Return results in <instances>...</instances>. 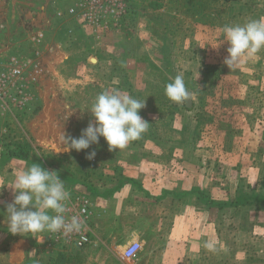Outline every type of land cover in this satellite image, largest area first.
<instances>
[{"label": "rangeland", "instance_id": "rangeland-1", "mask_svg": "<svg viewBox=\"0 0 264 264\" xmlns=\"http://www.w3.org/2000/svg\"><path fill=\"white\" fill-rule=\"evenodd\" d=\"M72 1L0 0L1 57L31 58L29 35L46 32L37 68L27 69L29 105L0 110V264H264V202L211 203L264 182V49L230 69L223 41L225 25L264 17V0H132L124 26L100 40L82 29L65 35L66 17L54 13ZM176 75L189 107L165 95ZM105 89L145 101L147 131L122 149L100 137L56 152L63 133L78 138L95 123L88 108ZM32 162L55 170L65 188L127 187L105 246L57 253L38 244L39 233L8 230L10 186ZM131 241L140 249L124 260Z\"/></svg>", "mask_w": 264, "mask_h": 264}, {"label": "clouds", "instance_id": "clouds-1", "mask_svg": "<svg viewBox=\"0 0 264 264\" xmlns=\"http://www.w3.org/2000/svg\"><path fill=\"white\" fill-rule=\"evenodd\" d=\"M223 36V41L229 45L224 63L232 69L241 63L243 57H252L264 49V17L249 19L243 24L225 25ZM165 95L171 101L184 105L189 99L192 100V94L181 75H176L165 85ZM144 105L145 101L141 102L119 90H103L88 108L95 123L89 122L78 138L63 133L60 143L63 147L59 145L55 151L88 149L98 143L100 137L105 139L110 151L126 147L148 129L149 123L139 114ZM95 154L92 151L86 158L92 159ZM10 187L13 200L6 204V214L11 233L47 231L67 236L81 232L84 222L80 217L65 216L70 193L55 170H47L32 162L15 175ZM205 246L213 249L214 242H205Z\"/></svg>", "mask_w": 264, "mask_h": 264}, {"label": "built area", "instance_id": "built-area-1", "mask_svg": "<svg viewBox=\"0 0 264 264\" xmlns=\"http://www.w3.org/2000/svg\"><path fill=\"white\" fill-rule=\"evenodd\" d=\"M132 0H73L66 6L62 2L57 4L54 15L66 17L78 28L100 40L109 33L118 32L125 24L130 13ZM66 22V23H67ZM74 28L67 25L64 29L66 36L74 34ZM29 43L35 45L31 58L10 54L0 56V110L24 109L31 99L30 80L27 69L37 68L39 61V46L46 43V32L40 31L28 37ZM66 218L77 215L84 222L81 232L67 236L62 233L47 232L49 238L56 245L81 249L91 244L92 233L89 228L91 212L85 196L79 195L66 202ZM140 249V242H129L120 252L121 258L130 260Z\"/></svg>", "mask_w": 264, "mask_h": 264}, {"label": "crops", "instance_id": "crops-1", "mask_svg": "<svg viewBox=\"0 0 264 264\" xmlns=\"http://www.w3.org/2000/svg\"><path fill=\"white\" fill-rule=\"evenodd\" d=\"M73 23V22H72ZM72 25V24H71ZM74 30L76 29H81L78 28L74 23H73ZM67 24H64L63 31ZM1 157V153H0ZM92 190L91 188H89ZM121 192H111L107 190H103L100 193L98 190L94 192H89L88 190L86 191L83 186H67L66 190L70 193V199H73L76 196L83 195L85 196L86 201L88 202V207L91 212V215L89 217L88 223H89V228L92 233V245L93 246H105V243L108 238V235L111 234V231L109 230L111 222H114V218L119 215L121 209L122 203L124 201L123 197L126 196V190L127 187L121 188ZM129 189V188H128ZM111 202H115L113 205L112 209L110 210V204ZM123 207V206H122ZM129 207V206H128ZM127 208V205H125V209ZM110 213V214H109ZM51 214V213H50ZM136 234V233H134ZM133 234V235H134ZM41 235V237H39ZM137 235V234H136ZM37 240L38 244H42L46 250H54L57 249V253H66L68 251L72 250H81L87 247H91V244L87 245L84 248L77 249V248H65L59 245H56L52 242V240L49 238L47 231L44 232H39L37 235ZM104 251V250H103ZM138 254V253H137ZM105 261V259H103Z\"/></svg>", "mask_w": 264, "mask_h": 264}, {"label": "trees", "instance_id": "trees-1", "mask_svg": "<svg viewBox=\"0 0 264 264\" xmlns=\"http://www.w3.org/2000/svg\"><path fill=\"white\" fill-rule=\"evenodd\" d=\"M11 156L16 157L17 152L16 151H10ZM262 164V163H261ZM264 166V164H263ZM260 177H262V180L264 181V171L260 173ZM258 178V177H257ZM125 182V180H124ZM122 182V184L124 183ZM242 187H235L232 195L228 196L225 200H220L217 202L211 200L212 206L217 207L218 209L224 208L226 205L234 206V207H243V206H249L254 205V203H262L264 202V182L262 186H245V189H248L246 191L241 189ZM227 190H224V192ZM227 194V192H226ZM200 197L205 198L206 195L203 190L200 192ZM202 200V199H201ZM262 210H264V206H260Z\"/></svg>", "mask_w": 264, "mask_h": 264}, {"label": "water", "instance_id": "water-1", "mask_svg": "<svg viewBox=\"0 0 264 264\" xmlns=\"http://www.w3.org/2000/svg\"><path fill=\"white\" fill-rule=\"evenodd\" d=\"M185 105L188 106V107L191 106V99H189L188 101H186L185 102Z\"/></svg>", "mask_w": 264, "mask_h": 264}]
</instances>
